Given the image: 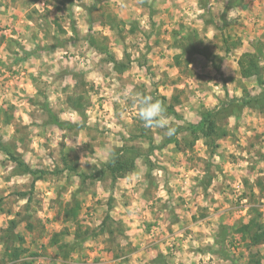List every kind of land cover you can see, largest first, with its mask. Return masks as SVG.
<instances>
[{
    "label": "rangeland",
    "instance_id": "obj_1",
    "mask_svg": "<svg viewBox=\"0 0 264 264\" xmlns=\"http://www.w3.org/2000/svg\"><path fill=\"white\" fill-rule=\"evenodd\" d=\"M200 2L0 0V107L9 113L0 116V136L48 171L32 187L33 177L14 174L0 150V264H13L4 253L13 218L24 237L14 245L31 264H152L159 255L175 264H247L252 254L264 264V242L251 245L237 231L252 208L264 224V100H235L262 91L256 77L241 76L238 61L261 47L264 66V0L229 10L227 0ZM91 38L128 68L120 72ZM195 46L209 58L192 53ZM125 92L165 95L182 116L166 114L175 128L213 111L227 134L213 148L202 133L182 131L150 151L148 136L156 144L169 136L143 127ZM47 108L77 125L57 127ZM118 148L135 166L115 181L52 172L72 162L95 173ZM23 191L31 192V211ZM76 199L86 229L80 242L65 214ZM225 226L227 237L216 240ZM64 229L70 246L59 249L61 239L50 240Z\"/></svg>",
    "mask_w": 264,
    "mask_h": 264
},
{
    "label": "trees",
    "instance_id": "obj_2",
    "mask_svg": "<svg viewBox=\"0 0 264 264\" xmlns=\"http://www.w3.org/2000/svg\"><path fill=\"white\" fill-rule=\"evenodd\" d=\"M202 7H205L207 5V0H200ZM245 0H227V7L226 9H231L234 7H240L244 4ZM121 24L124 23L123 21H120ZM95 41L93 38H91V42L93 43ZM93 45L99 50L100 52H103L105 54H109L108 51V44L104 41L103 43H93ZM261 47L256 48V51L251 52L247 51L244 52L241 56V58L238 61L239 64V70L242 77H256L257 83L262 87V91L257 95L247 94L241 98H236V101L242 100L245 101V103H248L250 105L257 104L261 105L262 100H264V66L261 64ZM192 53L196 54H203L206 58H209L208 56L211 54L209 51H205L204 49H201L200 47H192ZM110 56V57H109ZM109 62H113L120 68V72L127 69V61H120L116 60L114 56L108 55ZM219 68V67H218ZM228 94V93H227ZM156 100L161 101L164 106L166 107L167 111L166 114L172 115L176 118H182L181 115L178 114V112L175 109V103H167V97L165 95H159ZM175 101V100H174ZM74 106L76 109L82 111L83 106L81 103L77 102L74 103ZM48 113L50 114V123L56 125L59 128L66 129V128H73L77 125V123L71 122V121H65L61 120L56 114L51 112L50 108H47ZM8 116L9 113L0 107V116ZM10 119L7 120L9 122ZM182 131H188L192 132L195 135L203 134L206 138V142L209 146H212L213 148L218 147V139H220L222 136L226 135L227 131L224 130L223 127L216 124V120L214 118L213 111H206L202 114V118L197 123H188L187 126L183 127H177L176 128V134L172 135L171 137L167 138L163 143L156 144L154 139L151 136H148L149 138V150L153 151L155 148H163L167 144L177 142V134H179ZM127 149L133 150L132 147H127ZM0 150L4 152L9 159L15 163L14 167V174L19 175H31L32 178V187H34V183L44 178L45 174H47V170L45 169H34L29 163L26 162V160L23 158L21 154H18L16 150L13 149V147L6 142L1 136H0ZM126 148H118L113 151L111 157L107 162H105L102 165V168L97 169L95 173H92L88 170H83L80 168L79 164L75 163H65V167L63 169H57L56 171H52L54 174L64 173L68 171L70 175H76L81 179V182L84 183L87 178H94V177H105L109 176L112 181H115L116 179L123 177L128 172H130L133 167L135 166V158L130 156L128 152H126ZM258 182V181H257ZM22 198H26L27 203L25 204L24 208L27 211H31L29 202L31 200V192L23 191L19 193ZM74 206H68L65 207V214L67 220H73L76 227L75 231H73L74 236L78 242L81 240L86 239V229H84L80 223V221L77 219V216L79 215V211L81 208V205L79 201L75 200ZM251 212L255 213L254 217H251L250 220L247 223H244L240 225L237 228L238 233L240 236L244 239H248L249 243L251 245H257L264 242V224L261 223L260 219L258 218V211L257 208H252ZM110 215H106L102 228L105 229V225L107 221L111 220ZM10 227L8 228L6 241H10L5 245L4 253L8 257V259L13 262V264H31L28 260H21L22 255L26 249L19 247L15 244L16 240L24 241V237L22 235H19L18 233H15V227L17 225V219H11L10 220ZM29 228H32V224L29 225ZM69 229H64L60 233H54L53 238L50 240L52 241V244H59V242L62 241L65 235H69L68 232ZM229 232V229L225 226L222 233H219L218 235H215L214 238L217 240L221 239L222 241L227 237ZM60 237V238H58ZM9 238V239H8ZM61 239V241H59ZM70 243L68 242H61L59 245V249L67 248L69 247ZM68 254V253H67ZM36 253H32V257L36 256ZM66 256V255H65ZM152 264H175L172 260H170L167 255H159V258L152 262ZM247 264H261L260 263V257L257 254H252L250 257V260Z\"/></svg>",
    "mask_w": 264,
    "mask_h": 264
},
{
    "label": "clouds",
    "instance_id": "obj_3",
    "mask_svg": "<svg viewBox=\"0 0 264 264\" xmlns=\"http://www.w3.org/2000/svg\"><path fill=\"white\" fill-rule=\"evenodd\" d=\"M125 99H130L131 102L138 107V119L142 122L146 129L158 128L164 129L166 136L176 134L175 126H171L166 117V107L159 100H154L151 96H129L124 93Z\"/></svg>",
    "mask_w": 264,
    "mask_h": 264
}]
</instances>
